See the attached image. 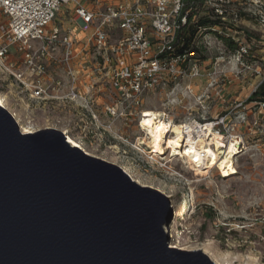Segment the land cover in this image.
Here are the masks:
<instances>
[{"label":"rangeland","instance_id":"rangeland-1","mask_svg":"<svg viewBox=\"0 0 264 264\" xmlns=\"http://www.w3.org/2000/svg\"><path fill=\"white\" fill-rule=\"evenodd\" d=\"M252 32L249 55L243 60L230 44L206 34L190 50L188 76L124 100L115 116L105 108H94L97 118L86 109L62 110L66 117L82 113L88 124L75 120L79 130L90 128L89 144L95 154L167 195L176 214L165 227L171 226L180 248L202 249L216 264H264V38L260 31ZM196 63L198 71L193 68ZM255 92L259 96L253 97ZM0 94L7 96L8 109L33 127L59 125L54 104L29 100L17 85L6 81L1 70ZM149 107L177 123L194 119L219 123L217 129L227 141L233 135L240 137L243 142L235 162L241 174L226 179L209 169L199 178L182 159L169 167L153 154H145V146L137 145L136 129L141 111Z\"/></svg>","mask_w":264,"mask_h":264},{"label":"built area","instance_id":"built-area-1","mask_svg":"<svg viewBox=\"0 0 264 264\" xmlns=\"http://www.w3.org/2000/svg\"><path fill=\"white\" fill-rule=\"evenodd\" d=\"M204 7L217 23L190 20L187 0H0V70L29 100L93 118L103 93L114 90L115 104L102 106L115 116L124 100L188 76L190 50L206 34L238 43L239 60L249 55L241 24L251 18L264 27V0H205Z\"/></svg>","mask_w":264,"mask_h":264},{"label":"water","instance_id":"water-1","mask_svg":"<svg viewBox=\"0 0 264 264\" xmlns=\"http://www.w3.org/2000/svg\"><path fill=\"white\" fill-rule=\"evenodd\" d=\"M167 195L0 104V264H216L170 247Z\"/></svg>","mask_w":264,"mask_h":264},{"label":"bare ground","instance_id":"bare-ground-1","mask_svg":"<svg viewBox=\"0 0 264 264\" xmlns=\"http://www.w3.org/2000/svg\"><path fill=\"white\" fill-rule=\"evenodd\" d=\"M6 100L7 96L0 94V104L12 114L23 133H33L37 129L47 127H33L32 122L24 121L20 114L10 111ZM113 112L116 114L115 110ZM193 121H196V119ZM193 121L177 123L172 117L166 118L164 112L159 109L153 107L145 108L141 112V119L138 122V129H136L139 131V135L136 138L137 145L148 146V148H143V152L148 155L153 154L157 161H165V165L169 167H172L173 163L178 159H182V163L190 170L196 171V176L199 178H204L209 169H214L215 173H220V176L226 179L241 174L236 165L237 162H235V155L241 150L242 139L233 135V138L227 141L223 134L217 130L216 122ZM67 137L72 146H78L87 154H90L85 146L82 145L83 143L81 144L68 134ZM98 157L109 161L104 156ZM112 163L116 164L115 162ZM125 171L135 182L142 186H150L130 174L129 170L125 169ZM174 214H176V211L172 210L170 220ZM165 228L167 236L172 237V240L169 241L171 247H182L179 243L180 241L176 240L171 226L167 225Z\"/></svg>","mask_w":264,"mask_h":264},{"label":"crops","instance_id":"crops-1","mask_svg":"<svg viewBox=\"0 0 264 264\" xmlns=\"http://www.w3.org/2000/svg\"><path fill=\"white\" fill-rule=\"evenodd\" d=\"M241 28L243 29L244 32H246L247 40H248V37H250V34L253 33L252 31H255V30L260 31V33H261L260 36L262 38H264V27H259V25L257 24V21L255 19L246 18L245 20L242 21ZM117 98H118L117 93L114 90H109V91H107V93H105V94L103 93V102H101V103L98 102L97 104H95V108H103L102 103L115 104ZM53 107L58 108L57 114H58V118H60L59 125H56V127L61 129L62 131H64L66 134L74 137L81 144L83 143L82 145L85 146V148L90 152V154H93L96 156H101L99 154H95L93 152V148L89 144L90 140L92 139V136H90V134H89L90 128H89V130H87L88 126H85L86 128L82 131L78 129V126L80 125V123H77L76 122L77 120H75V119L79 118L82 121H85V119L81 116L82 113L80 115L78 113L76 116L74 113H71L69 116L66 117L65 115L63 116V112H62V110L65 109L66 107H64L62 105L61 106H54L53 105ZM75 109H78V108H75ZM65 118H68V121ZM83 123L88 124L87 121L82 122V124ZM81 128H83V126H81Z\"/></svg>","mask_w":264,"mask_h":264},{"label":"trees","instance_id":"trees-1","mask_svg":"<svg viewBox=\"0 0 264 264\" xmlns=\"http://www.w3.org/2000/svg\"><path fill=\"white\" fill-rule=\"evenodd\" d=\"M187 2L189 3V6L192 7V9H193L192 14H190V16H189L190 20L194 14H196L198 16V24L197 25L208 26L210 24H215L218 22V20H212L211 19L212 13L208 9H206L205 7L203 8V4H204L205 0H187ZM196 30H197V28L195 27V25H190L187 32L189 31L191 34H194L196 32ZM222 38L225 41V43L230 44L233 49L236 50L238 48V43H236L232 39L226 38L224 36ZM186 47H190V38H187ZM181 49L182 48H180V51H182ZM261 94L264 96V91H262ZM257 96H259L258 92H255L253 94V97H257Z\"/></svg>","mask_w":264,"mask_h":264}]
</instances>
